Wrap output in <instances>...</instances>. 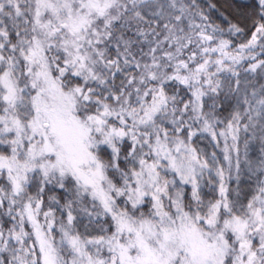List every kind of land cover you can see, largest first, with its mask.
Listing matches in <instances>:
<instances>
[{
	"label": "snow or ice",
	"instance_id": "6c2138e0",
	"mask_svg": "<svg viewBox=\"0 0 264 264\" xmlns=\"http://www.w3.org/2000/svg\"><path fill=\"white\" fill-rule=\"evenodd\" d=\"M0 264H264V0H0Z\"/></svg>",
	"mask_w": 264,
	"mask_h": 264
}]
</instances>
